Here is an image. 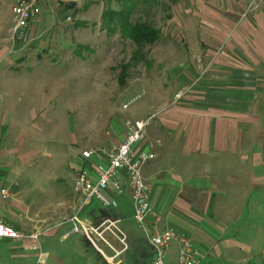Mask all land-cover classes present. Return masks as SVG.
I'll return each mask as SVG.
<instances>
[{"label":"crops","instance_id":"0c3cea01","mask_svg":"<svg viewBox=\"0 0 264 264\" xmlns=\"http://www.w3.org/2000/svg\"><path fill=\"white\" fill-rule=\"evenodd\" d=\"M15 1L0 0V219L28 236L0 239V264H153V248L134 221L128 190L117 197V208L90 203L79 216L88 232L73 230L71 218L82 203L75 180L88 147H72L64 138L71 173H60L65 147L52 154L49 144L59 143L58 129L71 135L69 111L60 125L50 117H27L25 103L32 110L54 108L65 87L58 77L45 83L31 71L85 61L62 51L71 42L41 39L40 13L50 16L48 32H61L56 24L69 25L72 15L77 31L85 25L87 4L43 1L29 27L13 35ZM249 2L177 0L167 4L171 9L163 7L168 27L185 31L184 53L156 59L165 69L158 93L163 103L156 105L148 89L147 108L138 107L143 117L136 119L157 113L136 150L156 154L143 165V175L160 226L189 231L205 253L201 264H264V142L249 131L255 124L249 102L264 94V8L241 18ZM60 53L66 56L55 57ZM44 157L58 165L47 174ZM68 177L71 190L60 185ZM178 252L174 243L166 259L176 261Z\"/></svg>","mask_w":264,"mask_h":264},{"label":"rangeland","instance_id":"374dc122","mask_svg":"<svg viewBox=\"0 0 264 264\" xmlns=\"http://www.w3.org/2000/svg\"><path fill=\"white\" fill-rule=\"evenodd\" d=\"M78 1L82 4L86 3V7L88 6L89 12L84 19L85 25L74 31L75 18L72 15L73 18L68 21L69 25L56 24L62 30L61 32L57 30L48 32L52 22H46V20L50 19V16L40 13L37 33L44 41L71 42V49L65 46L62 51L64 53L69 51L71 57L83 58L85 61L79 64L71 60L70 66L67 63L53 67L42 65L39 66L40 70L31 71L30 75H34L32 78H36V76L37 78H44L45 83H49L50 77H58L60 79L59 85H65V87L61 89L60 94L55 96L54 108H33L34 111H38L33 114L32 108H29L32 104L25 103L28 108L27 117L31 119L35 115L38 117V121L42 122L44 117L45 119L50 117L53 118L55 124L60 125L62 117L69 111L71 135L68 132H63L62 129H58L57 141L59 143L55 146L49 144V151L52 154H55L59 148L65 147L61 159V164H64V167L63 169L61 167L59 172L63 171L69 174L71 169L65 151L67 146L63 144V139H71V146L81 149L118 144L126 134L127 120L136 119L139 116L143 117L141 113L139 114L138 107L143 105L142 112L143 108H147L145 102L148 98V89H151V96L156 101V105L158 102V104L163 103V96L159 94L163 92L165 69L162 63L157 62L156 59L161 58L160 62L164 56H173L178 59L184 53L181 46L187 40L185 31L184 33L181 32L172 24L168 27L167 21L164 19V15L168 11H164L163 7L154 6L150 8L149 5L138 4L132 14V19L148 21L163 31L157 43L146 44L140 48L128 38L122 37L119 32L112 33L104 25V10L109 7L119 9L121 4L118 0ZM171 3V1H167V4ZM243 14L241 18H246L252 12L246 17H243ZM70 27L71 34H69ZM64 53L57 54L55 57L66 56ZM67 69H71L70 77L62 79L68 75ZM54 81L57 82L56 79ZM138 94H142V96L132 102L128 108H125L124 104ZM28 101H32V99ZM67 103L70 105L69 108L64 106ZM249 104L250 115L255 123L252 125V130L249 131L252 136L260 137L264 142V94L253 96ZM262 150H264V146H262ZM40 160L41 167L46 169L44 174L58 166L56 162L53 164L48 157ZM49 163L51 165L47 166ZM62 184L65 185L66 190L67 188L71 190L70 177L67 178V182H60V185ZM262 213L264 214V208Z\"/></svg>","mask_w":264,"mask_h":264},{"label":"built area","instance_id":"2783aa9c","mask_svg":"<svg viewBox=\"0 0 264 264\" xmlns=\"http://www.w3.org/2000/svg\"><path fill=\"white\" fill-rule=\"evenodd\" d=\"M43 1L47 0H16L12 5L13 35L21 34L29 27L30 22L38 15ZM262 8L264 0H250L243 17ZM141 96L142 94L136 95L124 107L128 108ZM156 115L157 113H151L145 119L127 120L125 137L118 144L91 146L82 151L84 162L79 165L75 180V190L82 195V203L71 218L75 222L73 230L88 232L89 229L81 225L79 216L90 203L97 202L104 207L117 208V197L128 190L134 204V221L145 232L153 248V264H201L205 253L196 244L192 234L171 225L161 228V215L155 211L151 202L152 187L144 178L143 165L155 158L156 154L136 148L146 136L147 127ZM91 169L97 173V178L92 177ZM122 171H125L124 180ZM1 193L6 197L7 188L2 189ZM26 236V233L0 219V239ZM33 236L37 237L36 234ZM174 243L179 244V252L177 260L171 262L166 259V254Z\"/></svg>","mask_w":264,"mask_h":264},{"label":"trees","instance_id":"16d2710c","mask_svg":"<svg viewBox=\"0 0 264 264\" xmlns=\"http://www.w3.org/2000/svg\"><path fill=\"white\" fill-rule=\"evenodd\" d=\"M174 4L177 0H169ZM121 4L119 9L107 8L103 12L104 25L112 33L119 32L122 37L128 38L134 44L142 48L146 44L156 43L161 36V29L148 21H135L132 14L138 4L167 7L164 0H118ZM169 6V5H168ZM171 9V6L167 7ZM170 13L167 17H171Z\"/></svg>","mask_w":264,"mask_h":264}]
</instances>
